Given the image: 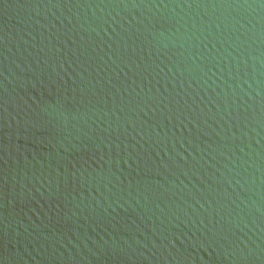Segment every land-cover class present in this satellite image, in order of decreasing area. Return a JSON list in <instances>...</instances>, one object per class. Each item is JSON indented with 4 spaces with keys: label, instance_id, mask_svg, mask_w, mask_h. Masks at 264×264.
Listing matches in <instances>:
<instances>
[{
    "label": "water",
    "instance_id": "1",
    "mask_svg": "<svg viewBox=\"0 0 264 264\" xmlns=\"http://www.w3.org/2000/svg\"><path fill=\"white\" fill-rule=\"evenodd\" d=\"M0 264H264V0H0Z\"/></svg>",
    "mask_w": 264,
    "mask_h": 264
}]
</instances>
